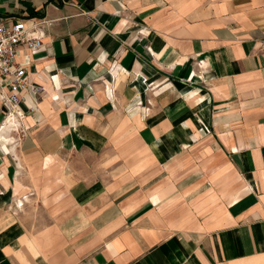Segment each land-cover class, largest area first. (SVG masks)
<instances>
[{"label": "crops", "instance_id": "crops-1", "mask_svg": "<svg viewBox=\"0 0 264 264\" xmlns=\"http://www.w3.org/2000/svg\"><path fill=\"white\" fill-rule=\"evenodd\" d=\"M17 19L47 23L22 121L0 94V264H264V0H0Z\"/></svg>", "mask_w": 264, "mask_h": 264}, {"label": "built area", "instance_id": "built-area-1", "mask_svg": "<svg viewBox=\"0 0 264 264\" xmlns=\"http://www.w3.org/2000/svg\"><path fill=\"white\" fill-rule=\"evenodd\" d=\"M45 21H28L24 19L0 21V94L5 107V120L21 121L24 113L19 105L30 92L36 98L40 86L30 83L26 67L19 61V55L24 52L33 57L43 49L41 27ZM148 110V109H147Z\"/></svg>", "mask_w": 264, "mask_h": 264}, {"label": "rangeland", "instance_id": "rangeland-1", "mask_svg": "<svg viewBox=\"0 0 264 264\" xmlns=\"http://www.w3.org/2000/svg\"><path fill=\"white\" fill-rule=\"evenodd\" d=\"M40 94V93H39ZM38 94V95H39ZM9 125V124H8ZM14 130H18V128H20V124L18 122H16L13 126ZM81 160V162H90L91 164L89 165V168H88V175H101L99 177V179H102L100 181H109L111 180L112 178H114V175L111 176V174L109 175V178L106 179V175L104 174L105 173V169H107V171H110V173L112 172V168H107L105 166H108L105 165V163H102L101 161H98L97 159H95L94 157H78L77 158V161ZM103 164V165H102ZM102 167H104V169H102ZM86 170H81V171H86ZM104 171V172H103ZM118 174V173H117ZM110 184H108L109 186ZM65 189V187H64ZM49 190V188H46V187H40V188H37V204H38V213H40V219H39V225L42 223V225L46 226L48 225L49 223H51V219L48 218V212L50 211V203L47 202V198L48 196L46 195V192ZM63 189H59V194L58 196L61 197L62 195L60 194V192H62ZM55 196V195H54ZM63 199V197H62ZM62 203H60L61 205ZM61 208V207H60ZM43 215V216H42Z\"/></svg>", "mask_w": 264, "mask_h": 264}]
</instances>
